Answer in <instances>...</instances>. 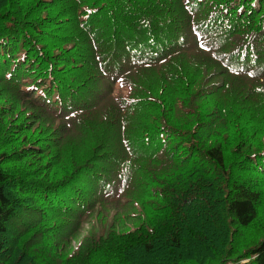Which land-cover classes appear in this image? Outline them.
<instances>
[{"label": "trees", "instance_id": "obj_1", "mask_svg": "<svg viewBox=\"0 0 264 264\" xmlns=\"http://www.w3.org/2000/svg\"><path fill=\"white\" fill-rule=\"evenodd\" d=\"M0 264H264V0H0Z\"/></svg>", "mask_w": 264, "mask_h": 264}]
</instances>
